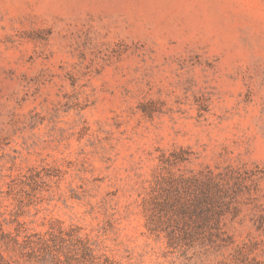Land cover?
<instances>
[{"label": "rangeland", "instance_id": "1", "mask_svg": "<svg viewBox=\"0 0 264 264\" xmlns=\"http://www.w3.org/2000/svg\"><path fill=\"white\" fill-rule=\"evenodd\" d=\"M0 264H264V0H0Z\"/></svg>", "mask_w": 264, "mask_h": 264}]
</instances>
